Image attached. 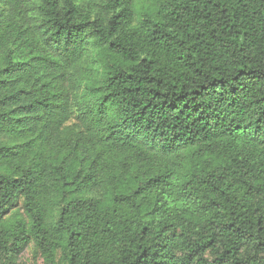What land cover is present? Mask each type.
<instances>
[{
    "label": "trees",
    "instance_id": "1",
    "mask_svg": "<svg viewBox=\"0 0 264 264\" xmlns=\"http://www.w3.org/2000/svg\"><path fill=\"white\" fill-rule=\"evenodd\" d=\"M31 243L264 264V0H0V255Z\"/></svg>",
    "mask_w": 264,
    "mask_h": 264
},
{
    "label": "rangeland",
    "instance_id": "2",
    "mask_svg": "<svg viewBox=\"0 0 264 264\" xmlns=\"http://www.w3.org/2000/svg\"><path fill=\"white\" fill-rule=\"evenodd\" d=\"M156 0H138V9L139 10H146L150 8ZM75 122V121H74ZM15 210V211H14ZM14 211V212H13ZM15 212L23 214V209L21 205L14 208L7 218L13 219L16 218L17 214ZM15 264H45L44 258L41 255L38 248L35 246L34 243H31L25 251L15 259ZM0 264H12L8 258H5L0 255Z\"/></svg>",
    "mask_w": 264,
    "mask_h": 264
}]
</instances>
